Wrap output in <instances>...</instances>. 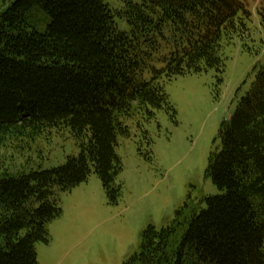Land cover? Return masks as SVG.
Here are the masks:
<instances>
[{"label": "trees", "instance_id": "trees-1", "mask_svg": "<svg viewBox=\"0 0 264 264\" xmlns=\"http://www.w3.org/2000/svg\"><path fill=\"white\" fill-rule=\"evenodd\" d=\"M127 4L122 31L103 0H0V147L66 127L79 147L61 166L0 178V264H38L36 243H49L62 214L57 193L91 173L116 203L115 146L130 135L127 119L164 108L174 120L163 84L175 76L213 69L221 83L222 49L251 16L242 0ZM36 6L44 30L28 21ZM162 39L168 51L155 59ZM219 137L206 171L220 193L199 212L181 206L159 230L147 225L124 264H264V62Z\"/></svg>", "mask_w": 264, "mask_h": 264}, {"label": "rangeland", "instance_id": "rangeland-1", "mask_svg": "<svg viewBox=\"0 0 264 264\" xmlns=\"http://www.w3.org/2000/svg\"><path fill=\"white\" fill-rule=\"evenodd\" d=\"M128 1L138 0H103L122 31L130 29L124 18ZM242 1L251 12L248 30L222 49L223 81L218 83L213 69L164 81L175 119L164 108L148 120L145 113L127 119L130 135L118 136L115 146L122 166L115 179L121 187L116 203L109 202L95 173L69 192L57 193L62 214L48 226L49 243H36L38 264H124L139 250L147 225L159 230L181 206L199 212L207 206L206 197L220 193L206 171L209 157L221 148L222 121L233 113L264 62V28L258 14L264 0ZM28 21L44 30L49 19L36 6ZM168 47L162 39L154 58L163 57ZM78 153L68 127L10 140L0 147V178L61 166L67 156Z\"/></svg>", "mask_w": 264, "mask_h": 264}]
</instances>
